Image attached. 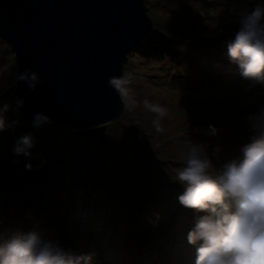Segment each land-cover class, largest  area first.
<instances>
[{
	"label": "rangeland",
	"instance_id": "1",
	"mask_svg": "<svg viewBox=\"0 0 264 264\" xmlns=\"http://www.w3.org/2000/svg\"><path fill=\"white\" fill-rule=\"evenodd\" d=\"M154 1L153 5L150 2L153 7H148L147 2L145 1L148 13L152 20L162 13L160 12L162 9H160L158 1ZM255 4L256 3H254L253 6H255ZM240 5L244 8L243 11L248 9L243 3ZM149 8L154 9L155 14L152 12L150 13ZM235 11H237V9ZM191 14L192 13L190 12H176L175 14L172 13L171 19L161 16L162 19L160 20L172 21L174 27L183 31L184 29H187L184 21L193 25V18L190 19ZM233 14H235L237 19L239 18L237 12H232L231 15ZM152 15H155V17ZM175 17H178V19L175 20ZM185 34V39L190 40L192 34H188L187 32ZM211 35L212 34L208 33V36ZM2 42L6 43L0 38V108L5 104L9 105L7 110L8 115H3L4 118H6V122L9 121V124L6 130L3 133H0V220H6L3 224L7 223V226H10L13 229V225H18L19 219H26V217L30 216V213L33 216V210L40 209L46 211L52 207H57L61 212L64 211L63 215L67 214V218L69 219L67 224L73 229L74 227H77V231H74L70 235V241H74L73 245H75V241H77L79 237L87 244H96V241L99 240V235L94 229L95 223L92 217V214L94 213L96 216L97 214L101 216L102 221L105 220L108 223L107 225L111 232L115 235L118 234L119 230L123 234L129 236L130 234L135 233L134 227L142 225V229L144 230L147 226L154 228L161 240L166 237V234L168 233L167 228H171L174 220L169 219V222H167L168 220L164 221V219H168L170 216H174L177 219L179 218V215H177L176 211H172V198L176 191L174 189H166L165 177H170L171 180L172 173L178 172V170L184 167V163L182 162L183 157L193 146L199 148L201 156L203 155L202 158L210 156V151L206 149V147L201 146L200 134H197L198 130H203L201 133L204 134V129L201 123L202 120L205 119L198 108L195 109L190 107L185 110L179 109L178 112L175 107H172V104L169 106L168 104L166 105L164 101L168 99V95L150 86L146 77L144 79L141 74L142 64L138 62L137 58L135 59L133 57V53H130L124 67V76L122 80L124 107L120 117L108 124L106 131V145L107 143H116V141H119L118 144L121 145L120 140H126L127 142L131 141L140 146L132 149V152L134 151L136 153L135 157H137L138 161H141V165L143 166V172L141 174L142 180H139L142 181L143 185H145L151 195L155 197L156 202L149 206L134 210L128 209L127 205L123 206L115 203L113 195L115 192L113 189H115L116 186L109 182L111 177H106L102 172V168H99L98 171L93 169L95 163H102L103 159L108 157L107 151L105 150L106 145H103V143L97 138H86L71 129L73 135L71 139L75 142L78 141L79 143H83L82 147L78 150L77 155L86 160L91 168L90 172L83 170V176L86 183L82 188L80 187V189L84 191H79L78 198H80V202L78 205L72 204L76 201H73L74 199L72 198V195L69 194L68 188L64 189L61 185H53L52 182L58 179V176H53L54 172L60 171L62 173L59 181L68 179L66 171H68L69 167L71 171L76 174L79 173L73 169V165L70 163V159L75 157L73 152L74 149L70 145L68 136L63 134V128L56 126V124L59 123H44L49 125L52 133L48 138L42 140L37 135L34 136L36 138V147L31 150V156H16L12 152L16 138L22 135L21 132L26 134L25 130L28 126L25 124L22 117L17 114V111H21V108L20 106L17 107V100L19 99L16 93L17 65L15 55L12 47L8 43H6L7 46L3 45ZM194 43H196L195 40L188 41L185 42V46ZM226 63L227 64H223V61L214 63L215 68L223 69V71L228 74V88L222 90L223 94L230 95L234 99L239 100L237 103L240 108L245 106L251 108L258 107L260 103L256 101L257 97H254L253 101L250 98V94L247 95V93H245L244 90L247 87V84L242 80L238 67L230 61ZM237 87L239 88V91H237ZM152 90H154L155 94ZM143 93L146 95L145 97L142 95ZM167 94L170 96L172 94V98L177 102L178 96L173 89L172 93ZM252 94H255V96L261 95L264 99V86H257V88L252 91ZM159 105L166 107L164 109L168 112L167 121L165 120L167 115L165 114L161 116L156 110L159 108ZM183 108H187V105L184 104ZM250 113L251 111L248 112V114ZM115 121H119L120 125L116 128H112ZM153 122L159 125V130ZM29 123L28 125H30ZM111 128L112 130L108 132ZM165 136L169 139V141L167 140L168 142L165 141ZM153 143L155 145L154 152L152 148H149ZM158 148L164 153L160 154V149L158 150ZM149 151L151 154L155 153L160 161L164 158V161L160 164L157 163V161H154L151 155H149ZM159 154L161 157H159ZM156 156L154 157L155 159ZM29 163L32 165L31 170L26 167ZM23 168L25 171L22 174L21 171ZM35 168H38L37 175L34 174ZM96 168L97 167H95V169ZM124 170H128V168ZM211 170H214V173L216 171L214 168ZM93 175H95V178ZM97 175H99V178ZM72 178L83 179L79 175L70 176L69 180ZM18 182L21 183L22 186L18 188V193L15 194L16 199H14L9 195L7 187L8 185L14 186ZM69 188L71 189V187ZM139 197L140 195L136 197L135 193H133L131 198L132 200L139 201ZM178 197L179 195L176 197L178 205L176 204L173 208L178 209L180 213H183L187 208L180 203ZM81 202H85L86 204H80ZM157 204L159 205L160 210L158 211H160V213L156 212ZM136 207H138V204H136ZM162 211H164V213H169V217L166 214H162ZM192 211L193 213L196 212L195 210L189 209V212ZM4 213H6L7 216H5ZM189 214L185 213L184 215H181V217H190ZM139 221L143 223L141 224ZM13 230L16 231L17 228H14ZM152 233L154 234V232ZM103 243L104 241L102 240V245L99 246V249L96 248L95 250L97 253V263L117 264L114 259L117 257H113L111 251H108L106 244ZM137 243L141 246L139 242ZM119 244L121 247H125L124 243L119 242ZM131 247H133V244ZM180 247L181 245L179 244L167 245V248L170 250L179 249ZM147 253L148 252L142 250V254L136 257L137 260L147 258ZM160 259L169 264H193L195 257L190 261L188 254L178 259L170 256H160Z\"/></svg>",
	"mask_w": 264,
	"mask_h": 264
},
{
	"label": "trees",
	"instance_id": "2",
	"mask_svg": "<svg viewBox=\"0 0 264 264\" xmlns=\"http://www.w3.org/2000/svg\"><path fill=\"white\" fill-rule=\"evenodd\" d=\"M145 1L147 2L148 7L152 6L155 2L154 0ZM157 1L160 5V9H162L160 11L162 13L153 19L155 24L153 33L132 49L130 53H133V57L135 59L137 58L138 62L142 64L141 74L144 79L146 77L150 86L168 95V99L164 101L166 105L168 104L169 106L172 104V107H175L178 112L179 109L185 110L190 107L195 109L198 108L203 117H205L201 123L204 129V134L201 133L203 130H198L197 134H200L201 146L206 147V149L210 151V156L205 157L211 159L214 169L217 170L227 160L240 157L241 146L247 143L253 135L247 117L251 113L258 110L259 107L251 108L245 106L240 108L237 103L239 100L234 99L230 95L223 94L222 90L224 88H228V74L223 71V69L221 70L220 68H215L214 63L223 61V64H227L226 62H229L226 54V45L239 27L238 19L235 17V14L231 15L233 9H237L235 13L237 12V14H239V12L244 9L242 5H240L243 3L246 7H248L247 11H250L254 7L253 4L257 3V0ZM149 12L155 14L154 9H150ZM176 12L192 13L190 19L193 18V25L184 21L187 29L182 31L174 27V25H172V21L160 20L162 17L171 19L172 13L175 14ZM152 16L155 17V15ZM176 19H178V17H175V20ZM186 32L188 34H192L190 40L185 39ZM208 33L212 35L208 36ZM194 40L196 43L185 46V42ZM2 43L7 46L6 43ZM172 89L178 96L177 102L172 98V94L171 96L167 94L172 93ZM237 91H239L238 87ZM152 92L154 93V90H152ZM142 95L144 97L146 96L144 93ZM253 97L254 95L251 93L250 98ZM184 104L187 105V108H183ZM159 108L166 107L159 105ZM249 111H251L250 114H248ZM4 114L7 116V111L4 112L3 115ZM17 114L22 117L25 124L28 126L25 130L26 133L30 132L34 136L37 135L41 140L48 138L52 133L49 125L43 124L39 129L34 128L32 123H29L21 111H17ZM165 114L167 115L165 118L167 121L168 112L165 111L164 115ZM6 123L8 125L9 121ZM28 123L30 125H28ZM153 123L159 130V125L155 122ZM118 125H120V122L115 121L112 128H116ZM56 126L63 128V134L67 135L69 138L70 145L73 147V152L75 154V157L70 159V163H72L73 169L79 173L76 174L71 171L69 167L68 171H66L68 179L59 181L62 173L57 171L54 172L53 176H58V179L52 182L53 185H61L64 189L68 188L69 194L72 195V198L74 199L73 201H76L72 204L78 205L80 202V198H78L79 191H84L80 189V187L82 188V186L86 183L83 176V170L90 172L91 168L86 160L77 155V152L82 147L83 143H79L78 141L75 142L71 139L73 135L71 133V129L67 126H61L59 124H56ZM112 128L109 129L108 132H110ZM213 128L216 130L215 134L212 133ZM147 132L150 133L149 131ZM21 134L23 135L22 132ZM166 136L165 141H169ZM118 142L119 141H116V143H107V145L105 144V150L107 151L108 157L103 159L102 163H95V165H93V169L98 171L99 168H102V172L105 176L111 177L109 182L115 184L116 186V188L113 189L115 192V194H113L115 203L123 206L127 205L130 210L137 208L140 209L153 204L156 202L155 197L151 195L149 190L146 189L145 185H143L142 181L139 180H142L141 174L143 172L141 161H138L137 157H135L136 153L134 151L132 152L133 148L140 146L132 143L131 141L127 142L126 140H120L121 145L118 144ZM153 145L151 144L149 148H152L154 152L155 145ZM216 148H219L220 151L216 152ZM159 149L160 148H158V150ZM159 152L160 154L164 153L161 149ZM148 153L154 161H157V163L160 164L164 161V158L160 161L155 153L151 154L150 151ZM160 154L159 157H161ZM155 156L156 159L154 158ZM184 157L182 161L183 163ZM95 167L97 168L95 169ZM126 168H128V170H124ZM24 171L25 169L23 168L21 173L23 174ZM34 171V174L37 175L38 168H35ZM210 172L214 174V170L210 169ZM76 175L81 176L83 179L72 178L69 180L70 176ZM97 176L99 178V175ZM176 176L177 172H173L171 180L170 177L165 178L166 189H174L176 191L172 198V211L177 212L180 220L179 218L176 219L174 216L169 217V213H164V211L161 212L169 217L168 219H164V221L168 220L167 222H169V219L174 220L171 228H167L168 233L162 240L154 228L144 226V230L142 229V225L134 227L135 233H132L129 236L123 234L119 230L118 234L115 235L111 232L109 226L107 225L108 223L105 220L102 221V217L98 214L96 216L94 213L96 218V231H99L102 237L106 238L107 244L116 251V254L113 256L117 257L116 259L120 264H146L148 262L147 259H143L142 262H139L134 260V258H131L132 255H136L142 252V250L149 253L153 264H159L161 262L160 256L177 257L182 253L181 249L186 250L194 247L188 245L185 248L182 247L181 249H167V245H177L182 241V239H186L189 230L194 227L199 216L204 214H200L198 212L193 213V211L189 212L188 208L185 212L180 213L178 209L173 208L176 204L178 205L176 197L184 190L183 184L176 179ZM93 177L95 178V175H93ZM21 186L22 184L19 182L14 186L8 185L7 190L9 195H11V198L16 199L15 194L18 193L17 190ZM69 187H71V189ZM133 193H135L136 197L140 195L139 201L132 200L131 197ZM84 203L85 202H81L80 204ZM135 203L138 204V207H136ZM156 209V212L160 213V211H158L160 210L158 204L156 205ZM41 211L42 210L40 209H35L33 210V216L30 213V216L28 215L29 217H26V219H19L18 225H13V229L17 228L16 231H29L35 229L40 231L45 239H58L59 241L62 238L71 235L72 230L76 231V229H73L69 226V224H67V221L69 220L67 218V214L63 215L64 211L61 212V210L57 207ZM185 213H190V217H181V215H184ZM4 214L7 216L6 213ZM4 221L6 220H0V237L7 238V236L14 232V230L10 226H7V223L3 224ZM140 223L142 224L143 222ZM152 232H154V234ZM119 242L124 243L125 247H121ZM137 242H139L142 247ZM132 244L133 247H131ZM71 249L79 254L80 252L92 251L94 247H90L87 243L83 242L82 238L79 237L76 244ZM157 256L159 257V260H157ZM164 263H166V261H164Z\"/></svg>",
	"mask_w": 264,
	"mask_h": 264
},
{
	"label": "water",
	"instance_id": "3",
	"mask_svg": "<svg viewBox=\"0 0 264 264\" xmlns=\"http://www.w3.org/2000/svg\"><path fill=\"white\" fill-rule=\"evenodd\" d=\"M153 30L145 0H0V38L15 55L22 114L32 123L42 113L103 145L124 107L128 56ZM60 244L66 249L69 238Z\"/></svg>",
	"mask_w": 264,
	"mask_h": 264
},
{
	"label": "clouds",
	"instance_id": "4",
	"mask_svg": "<svg viewBox=\"0 0 264 264\" xmlns=\"http://www.w3.org/2000/svg\"><path fill=\"white\" fill-rule=\"evenodd\" d=\"M238 16L239 27L227 42L226 54L247 84L245 93H250L264 86V0H257L250 11H240ZM20 79L35 90L26 74ZM23 103L17 100V107ZM8 107L0 108V133L8 126L3 116ZM156 110L161 116L166 111ZM247 120L253 135L241 146L240 157L227 160L213 174L211 159L202 158L193 146L177 172L176 179L184 186L180 203L204 213L187 234L188 244L195 248L194 264H264V104ZM45 122H51L49 117L36 113L32 126L39 129ZM34 147L36 138L29 132L16 138L12 152L31 156ZM26 167L31 170V163ZM96 256L95 250L74 254L58 239H45L35 229L0 237V264H94Z\"/></svg>",
	"mask_w": 264,
	"mask_h": 264
},
{
	"label": "bare ground",
	"instance_id": "5",
	"mask_svg": "<svg viewBox=\"0 0 264 264\" xmlns=\"http://www.w3.org/2000/svg\"><path fill=\"white\" fill-rule=\"evenodd\" d=\"M122 97H123V94H122Z\"/></svg>",
	"mask_w": 264,
	"mask_h": 264
}]
</instances>
